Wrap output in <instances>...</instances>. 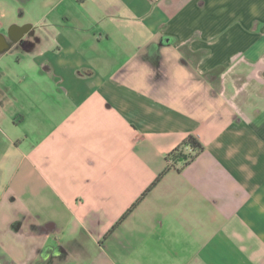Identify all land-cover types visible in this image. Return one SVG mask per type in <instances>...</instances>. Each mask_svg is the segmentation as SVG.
<instances>
[{
    "label": "crops",
    "instance_id": "crops-1",
    "mask_svg": "<svg viewBox=\"0 0 264 264\" xmlns=\"http://www.w3.org/2000/svg\"><path fill=\"white\" fill-rule=\"evenodd\" d=\"M22 2L8 27L0 0V264H264V0Z\"/></svg>",
    "mask_w": 264,
    "mask_h": 264
},
{
    "label": "trees",
    "instance_id": "trees-1",
    "mask_svg": "<svg viewBox=\"0 0 264 264\" xmlns=\"http://www.w3.org/2000/svg\"><path fill=\"white\" fill-rule=\"evenodd\" d=\"M202 152H204V145L200 142V140L195 136H189L186 140L182 142V144H180L168 155V160L173 163V167H175L174 165L181 164L180 168L185 169L186 167L190 166L195 161L197 156ZM166 173L167 170L164 171L153 182V184L146 190V192L142 194L138 201L123 216L119 223L123 222L128 217V215L133 211V209H135L140 204V202L146 197V195L153 190V188L161 181V179ZM118 224H116L113 229H115Z\"/></svg>",
    "mask_w": 264,
    "mask_h": 264
},
{
    "label": "rangeland",
    "instance_id": "rangeland-1",
    "mask_svg": "<svg viewBox=\"0 0 264 264\" xmlns=\"http://www.w3.org/2000/svg\"><path fill=\"white\" fill-rule=\"evenodd\" d=\"M5 1L9 4V6H11V9L15 12V16H14V18H12L9 21H7V19H2V21L5 22L8 27H10L12 25L11 21H14V19L16 21H20L22 24H24L25 23L24 21H25V19L28 18V16L25 13L26 6L23 4L22 0H5ZM34 4L35 3H33L31 5H34ZM34 8L35 7L33 6V9ZM22 13H24V14L21 15ZM8 60L9 61L13 60V57H9ZM10 64H12V63H8V61L5 62V65H6L5 67H7V65H10ZM13 67H14V65H13ZM13 69H15V68H13ZM15 72H10V74L17 76V75H20L19 72L21 73V75L26 73L27 74V82H28L27 88H32V89L34 88L35 78L33 76L31 77V75L27 69H24V68H22L21 70L17 69V70H15ZM22 88H23V86H22Z\"/></svg>",
    "mask_w": 264,
    "mask_h": 264
},
{
    "label": "water",
    "instance_id": "water-1",
    "mask_svg": "<svg viewBox=\"0 0 264 264\" xmlns=\"http://www.w3.org/2000/svg\"><path fill=\"white\" fill-rule=\"evenodd\" d=\"M31 27H32L31 25L26 26L25 28H21L20 27L19 29H21V31H20L18 37H16L15 39H13L14 42H18L26 34L27 30H29ZM10 35H12V30L10 31Z\"/></svg>",
    "mask_w": 264,
    "mask_h": 264
},
{
    "label": "flooded vegetation",
    "instance_id": "flooded-vegetation-1",
    "mask_svg": "<svg viewBox=\"0 0 264 264\" xmlns=\"http://www.w3.org/2000/svg\"><path fill=\"white\" fill-rule=\"evenodd\" d=\"M27 34H29L30 36H33L34 35V33L33 32H28ZM26 34V35H27ZM12 39H15L16 37H18V35L17 34H12L11 36H10ZM1 38V37H0ZM12 42H14V41H12ZM19 42H21V43H26V40H24V38H21L20 40H19ZM18 43V42H17ZM0 105H2V102H0Z\"/></svg>",
    "mask_w": 264,
    "mask_h": 264
}]
</instances>
